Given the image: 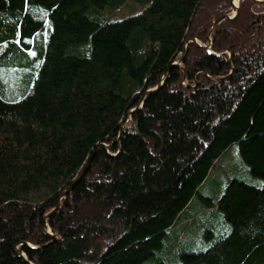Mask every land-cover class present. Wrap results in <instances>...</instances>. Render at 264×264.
<instances>
[{"label":"trees","instance_id":"1","mask_svg":"<svg viewBox=\"0 0 264 264\" xmlns=\"http://www.w3.org/2000/svg\"><path fill=\"white\" fill-rule=\"evenodd\" d=\"M239 9L208 47L232 0H0V264H264V4ZM233 148L258 183L231 180L224 231L170 255Z\"/></svg>","mask_w":264,"mask_h":264},{"label":"rangeland","instance_id":"2","mask_svg":"<svg viewBox=\"0 0 264 264\" xmlns=\"http://www.w3.org/2000/svg\"><path fill=\"white\" fill-rule=\"evenodd\" d=\"M139 11V5L135 3L131 4L122 12L118 13L116 19L134 15ZM232 14L233 11H231L230 15L232 16ZM180 57L181 54H179L178 58ZM233 179H239L247 183H258V181L244 170L239 151L236 148L230 150L222 159L215 163L208 179L201 186L192 204L185 210L170 230L172 234L171 239H173L170 240V245L167 250L170 255H173L170 250L177 252L185 245L193 247L191 251L194 249L195 252L196 249H200L205 245L206 240H202L205 238V234H210L214 231L219 233V229L220 231L221 229L224 231V225L229 222L217 206V203L219 201L218 198L224 194L227 184ZM198 198H209L213 204H207L204 200L199 201Z\"/></svg>","mask_w":264,"mask_h":264},{"label":"water","instance_id":"3","mask_svg":"<svg viewBox=\"0 0 264 264\" xmlns=\"http://www.w3.org/2000/svg\"><path fill=\"white\" fill-rule=\"evenodd\" d=\"M239 1H240V0H232V5H233V14H232V16L227 14V15H224V16L220 17L218 20L214 21V23H213V25H212V27H211V29H210V31H209V34H208V37H209V45H208V47H211V44H212V39H211L212 30H213L217 25H219L222 21H224L225 19H234V18H236V17L239 15ZM255 1L258 2V3H263V4H264V0H255ZM236 2H237V3H236ZM194 40H195V39H194ZM191 41H192V40H191ZM189 42H190V41H188V42L186 43V45H187ZM183 58H184V53H182V54H181V57L178 58V59L174 62V65L182 66V65H183ZM166 76H167V73L164 74V76L162 77L161 82L159 83V85H158L156 88L152 89V90H148L147 93H148V92L155 91V90H157L158 88H160V87L163 85V83H164V81H165V79H166ZM143 101H144V98L142 99V101H141V103L139 104L138 108H140V107L142 106ZM138 108H135V109L130 110V111L126 114V116H125V118L123 119V121L121 122V124H120V133H119V138H118L119 140H120L121 136L123 135V133L125 132L126 124L129 122L131 116L133 115V113H134ZM105 146L107 147L108 145H105ZM87 167H88V165L86 166L85 170L83 171V173L81 174V176L75 181L74 184H76V183H77V182H78V181H79V180L85 175V173H86V171H87ZM73 186H74V185H73ZM73 186H72L71 188H69L68 190H66L65 192H63V194H62V196H61V199L64 198V197L67 195V193H69V192L72 190ZM61 201H62V200H60L59 203H58V205H57V207H56L53 211H51V212L46 216V219H47V218H48V217H49V216H50L55 210H57V209L60 207V205H61ZM45 229H46V231H47V232L53 237V241H56V240L58 239V236H57V235H53V233L48 229V226H47V225H46ZM25 244H27V245H28L29 247H31V248H39L38 246H33V245H31L30 243H25ZM41 247H43V246H41ZM22 255H23V257H24L26 260H28V258H27V256H26L25 253H23Z\"/></svg>","mask_w":264,"mask_h":264},{"label":"bare ground","instance_id":"4","mask_svg":"<svg viewBox=\"0 0 264 264\" xmlns=\"http://www.w3.org/2000/svg\"><path fill=\"white\" fill-rule=\"evenodd\" d=\"M237 3V2H236Z\"/></svg>","mask_w":264,"mask_h":264}]
</instances>
